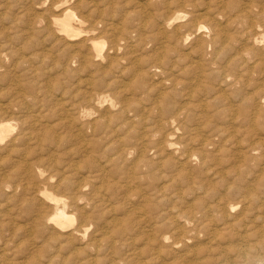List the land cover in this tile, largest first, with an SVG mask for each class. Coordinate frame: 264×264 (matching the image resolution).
<instances>
[{"label":"bare ground","instance_id":"6f19581e","mask_svg":"<svg viewBox=\"0 0 264 264\" xmlns=\"http://www.w3.org/2000/svg\"><path fill=\"white\" fill-rule=\"evenodd\" d=\"M162 2L52 0L44 17L0 32V67L11 57L25 74L46 64L69 79L50 118L9 116L12 106L0 104V152L17 157L13 177L0 175V197L14 203L3 217L27 220L11 231L3 219L11 236L0 264H45L39 252L82 240L94 219L108 264H264V0ZM12 82L25 100L19 76ZM43 154L84 164L63 161L70 172L53 180L45 170L55 159ZM80 168L91 175L75 179ZM95 199L103 211L83 213L78 202ZM134 229L146 250L132 248L139 237L127 242ZM19 232L33 234L28 246L13 241ZM197 235L203 245L191 244ZM97 239L86 247L101 249Z\"/></svg>","mask_w":264,"mask_h":264},{"label":"rangeland","instance_id":"374dc122","mask_svg":"<svg viewBox=\"0 0 264 264\" xmlns=\"http://www.w3.org/2000/svg\"><path fill=\"white\" fill-rule=\"evenodd\" d=\"M23 0H4V2H3V0H0V7H2L1 8V10H0V32L3 30V31H5V30H7L10 26H14V25H21V23H23V20L25 21V20H28V21H31L32 19L33 20H39L40 18H42V17H44L45 15H47L48 14V11H50L49 10V7L51 6V3H52V0H42V2H40L41 0H26V3H24L25 2V0L22 2ZM39 1V2H38ZM162 1V0H161ZM168 1V0H167ZM167 1H165V0H163V2L162 3H166ZM29 3V4H28ZM32 3H33V5H34V7L37 9H34V7H33V5H32ZM39 5V6H37V4ZM49 3V5H47ZM70 3V2H69ZM167 3H170V5L171 6H173V0H169ZM2 4H4V5H2ZM8 4V5H7ZM31 4V5H30ZM24 5H26V6H24ZM4 6V7H3ZM6 6V7H5ZM11 6V8H9ZM49 6V7H48ZM70 6H73L72 4L70 5ZM33 9H32V8ZM45 7H47V9L45 8ZM6 8V9H5ZM5 9V10H4ZM9 9V10H8ZM31 10V11H29V10ZM41 9V10H40ZM72 10H74V12L75 13H77L78 14V12H77V10L75 9V8H71ZM39 10V11H38ZM45 10V11H44ZM48 10V11H47ZM5 11V12H4ZM42 11H44V12H42ZM34 12V13H33ZM37 13H39V14H37ZM47 13V14H46ZM33 14V15H32ZM36 14L38 15V17L36 16ZM42 15V16H41ZM5 27V28H4ZM12 46H15V47H17V48H19L20 47V45H17V42H16V44H12ZM14 48V47H13ZM21 53V55L23 54V55H25L24 53V51H21L20 52ZM122 54V51H119L118 52V55L119 56H122L121 55ZM22 55V56H23ZM122 60V59H121ZM11 63V64H10ZM13 60L11 59V57H9L3 64H4V66H7V67H0V104H3V103H8L10 106H12V109H13V111H14V113H10L9 114V116H11L12 114L14 115V117L15 116H21V115H23V113L25 112V110L27 111L26 113H25V115H27L28 116V114H30L31 115V117H35V115L38 113V111L39 110H41V111H43L44 113H47L48 112V117L50 118L51 117V115H55L56 114V110L57 109H55V107L56 106H58V103L56 102V100L58 99V98H61V96H60V94H59V92H60V90L61 89H59V87L61 88V87H66V85L69 83L68 81H69V79H68V77L67 76H65L64 74L62 75V73H61V71H59V69H55V66L54 65H49V68L48 67H46V64H45V66H44V68H43V66H40L38 69H37V72L35 73V75L36 76H34L33 77V75L34 74H31V75H29V74H25V73H23V71L20 69V67H19V65L18 64H16V62H14L13 64ZM10 64V65H9ZM48 66V65H47ZM54 66V67H53ZM42 67V68H41ZM43 70H45L46 72L45 73H47V74H44V72H43ZM40 71V72H39ZM42 72H43V74H42ZM50 73V75H48L49 73ZM56 73V74H55ZM40 74L42 75V76H40ZM85 73H82V77H83V75H84ZM55 75H57V76H55ZM15 76H19V80H20V84H19V89H20V91H21V96H23L24 98H25V100H22V99H20V98H18L17 96H16V92H17V90L15 89V84L12 82V79L15 77ZM53 76V77H52ZM33 77V78H32ZM38 79H37V78ZM52 77V78H51ZM57 77H58V79H57ZM61 79H60V78ZM64 77V78H63ZM40 78H41V80H40ZM45 80H43V79ZM49 78V80L47 81V79ZM38 80V81H37ZM67 80V82L68 83H62V82H65V81ZM156 80V79H155ZM45 83V84H44ZM62 84V85H59V84ZM71 83V82H70ZM83 84H86V83H82V85H79V88H80V90H84V88L86 87V85H83ZM33 86V88H35V91L33 92V91H31L30 89H28V86ZM74 83H73V85H72V87H71V90L74 88ZM59 86V87H58ZM49 87V88H48ZM40 89H42V90H40ZM56 89H58V90H56ZM38 90H40V91H38ZM112 90V89H111ZM51 91H53V92H51ZM56 91V92H55ZM112 91H114V90H112ZM76 99V98H75ZM65 100H67V99H65ZM75 103H79L78 101H75ZM10 112H11V110H10ZM74 129V128H73ZM75 130V129H74ZM74 130H71V131H68V130H65V131H63V133H62V136H63V134H64V136H66V138L68 139V137H69V135L70 134H74ZM68 132V133H67ZM69 134V135H68ZM69 139H70V137H69ZM27 146V148H28V145H26ZM29 146H31V148H34L33 150H35V154H34V156L37 154V152H39L38 150H37V147L35 146V145H29ZM35 146V147H34ZM68 146V145H67ZM70 147H72V145H70ZM73 147H77L76 146V144H74L73 145ZM31 150V149H30ZM32 151V150H31ZM3 155V156H2ZM8 154L7 153H5V152H0V157H2V158H0V162L2 161V160H8L7 162H6V165H5V160L4 161H2V163L0 164V171H2V172H0V175H3L4 177H9L10 176V178H12L13 176H11V174H13V173H7V171H11L10 169H12V166L13 165H11L12 164V162L14 161L13 159H17V157H16V155H9V156H7ZM15 156V158H13ZM43 156H45V154H43ZM64 156V157H63ZM4 157V158H3ZM45 157H47V156H45ZM44 157V158H45ZM63 157V158H62ZM79 156H70V155H59V156H57L56 157V159L54 160L53 159V156H51L50 158L49 157H47V158H49L50 160H51V158L54 160V162H53V164L55 165L56 164V162H57V164L54 166H52V164H51V167L52 168H50L49 170H53V171H49L50 173H48V169L47 170H45L46 171V173H45V175H52L54 172H57L56 174H59L58 172L59 171H61L60 173H62L63 172V174H68V172H70V171H67V170H64V168L66 169V167H65V164H67L68 162H70L72 159L73 160H75V162H80V164H81V160L78 158ZM8 158H10L11 160L9 161V159ZM13 158V159H12ZM58 159H60V161L58 160ZM63 159V160H62ZM67 159V160H66ZM47 160V159H46ZM52 160V161H53ZM66 160V161H65ZM72 160V161H73ZM79 160V161H78ZM85 160V159H84ZM87 160V159H86ZM85 160V161H86ZM63 161H64V165H63ZM10 162V163H9ZM3 163H4V165H3ZM60 163V164H59ZM84 163H82L81 165H83ZM86 164V163H85ZM7 166V167H6ZM62 166V167H61ZM58 167V168H57ZM56 170H55V169ZM62 169H63V171H62ZM81 169V168H80ZM82 171V172H81ZM5 172V173H4ZM3 173V174H2ZM89 173V175H91V173L88 171L87 172V169L85 168V169H81L80 170V172H79V174H75L74 173V177H75V179L77 178V176H85L86 174H88ZM55 175V173L53 174V176ZM3 176H1V178L3 177ZM9 178V179H10ZM2 179H5V178H2ZM56 179V177L54 176V179L53 180H55ZM12 180V179H11ZM97 182H95V184H96ZM97 185V184H96ZM90 187V188H89ZM88 190H89V192L92 190V187L91 186H88L87 187V190H86V196L88 197L89 195H91V192L89 193L88 192ZM3 193H4V191H2ZM6 192V191H5ZM89 193V194H88ZM20 195V193H18L17 192V196H19ZM4 196V197H3ZM3 196H1L0 197V220H1V222H0V231L1 232H3L2 234L0 233V247H1V244H2V240H4V239H7V238H10L9 236H11L10 234H9V232L11 233V228H12V226L13 225H15V224H18L19 225V223L20 222H22V221H25V222H27V220H26V217L25 216H21L23 213H21L20 215H16L15 216V212L14 211H10V216L11 217H9L8 215V217L6 216V217H3V216H5L4 214H5V211H6V209H8V208H10V207H14V203H13V201H6V199H5V195H3ZM93 202L94 201H96V199L95 200H92ZM6 203V204H5ZM11 203H13L12 205H11ZM85 204V205H82V204ZM87 203V204H86ZM2 204H3V209H2ZM91 204H92V206H91ZM9 206V207H7V206ZM87 205V206H86ZM91 207H90V206ZM96 207H95V206ZM99 205V206H98ZM101 204H96V202H94V204L90 201L89 203L88 202H86L85 200H80L79 202H78V206L80 207V209L82 210V212L83 213H85L86 214V212H89V213H87V214H89V215H91V216H96L97 217V215H99L100 213H101V211H103V208L104 207H102V205L100 206ZM85 207V208H84ZM100 207H102L101 209H98V208H100ZM91 208V209H90ZM92 208H94V209H92ZM95 208L97 209V210H95ZM84 209V210H83ZM87 210V211H86ZM90 210V211H89ZM95 210V212L94 213H96L95 215H94V213H91V211L93 212ZM96 211H98V212H96ZM105 211V210H104ZM2 212V213H1ZM18 212V211H17ZM14 214V215H13ZM102 216V215H101ZM117 216H119V218H121L122 216L121 215H117ZM13 217H15L14 218V220H13ZM20 217V218H19ZM25 217V218H24ZM99 217V216H98ZM133 217H134V215H133ZM9 218H11V220H10V222H9V224L7 225V227H8V229H10V230H8L5 226H6V224L4 223L7 219H9ZM24 218V219H23ZM101 218V217H100ZM99 218V219H100ZM103 218V217H102ZM105 218H109V216L108 217H106V216H104V220H105ZM3 219H4V222H2L3 221ZM13 220V221H12ZM17 221V222H16ZM19 221V222H18ZM94 224H92L91 226H89V229H88V231H87V233H89V234H85V236L83 237V239L82 240H76L75 241V243L73 242V241H71V242H69V240H66V242L64 243V242H62V244H63V247H66V249L65 250H62V249H64L63 247H62V245H61V247H60V251L59 250H56V249H52L53 250V252H51L52 250H49V251H44V252H47V254L46 253H43L42 254V252H39V257H38V261L40 262V260H41V258H42V260H41V262L42 263H44L45 262V264H47L46 262V259H48L49 258V256H51V255H54V254H56V256H55V258H54V262L52 263V264H55L56 262H57V264H66V263H68L69 262V260H70V264H96V259L98 260H100V261H102L104 258L103 257H105L106 259H104V261H102V262H100L99 260L97 261V264H108V261L109 260H107V258L108 257H110V255L108 254V252H107V250H103V248L105 249V246H103V244H104V240H103V238L105 237H107L106 236V234H104V229L102 230L101 229V232H99V229H100V226L101 225H99L98 223H96L97 222V220L96 219H94ZM131 221H133V222H131L132 224H131V226L133 227H135L136 225L138 226L139 225V223L140 224H142V220L140 221V222H136L134 219L133 220H131ZM29 222V221H28ZM1 223H2V225H1ZM77 222L75 221V226L77 225L76 224ZM5 224V225H4ZM13 224V225H12ZM21 224V223H20ZM133 224H136V225H133ZM10 225H12V226H10ZM94 225H95V229H93V227H94ZM2 226V227H1ZM3 227H5L4 229H7V230H4L3 229ZM90 227H91V229H90ZM99 227V228H98ZM102 227V226H101ZM93 229V230H92ZM2 230H4V231H6V232H4V231H2ZM92 230V232H90ZM103 231V232H102ZM134 231V233L135 234H132V236L130 235L129 236V238L127 239L128 241L127 242H131V240H134V241H136V238H140V239H138V241H136L132 246V248H134L135 250H141V249H145L146 247L148 248V242L149 241H147V240H145V238H144V235L143 234H140L139 233V231L138 230H136V229H134L133 230ZM96 232H98V233H96ZM136 232H137V234H136ZM92 235H91V234ZM95 233V234H94ZM101 233V234H100ZM133 233V232H132ZM7 234H8V236H7ZM17 234V238L16 237H14V239H13V241L14 242H20L21 240L22 241H24L25 239V241L24 242H26V244H27V246H28V242L29 243H31V241L33 240V234H31V235H27V234H25V232H22V234H21V232H19V234L18 233H16ZM23 234L24 235H27V236H23ZM93 234H94V236H93ZM21 235V236H20ZM87 235L89 236V239L87 238ZM102 235V236H101ZM134 235V236H133ZM138 235V236H137ZM189 235V234H188ZM191 235V234H190ZM6 236V237H5ZM18 236L19 237H21V238H18ZM33 236V237H32ZM141 236H142V238H141ZM4 237V238H3ZM29 237V239H27ZM30 237H32V238H30ZM97 237L99 238V239H97ZM197 238H196V241H193V240H195V238L194 239H190V241H191V244H192V242L193 243H200L201 245H203L204 244V237L203 236H201V235H197L196 236ZM203 237V238H202ZM3 238V239H2ZM23 238H24V240H23ZM91 238H94L95 240L97 239L98 240V242H96L97 244H99V246H100V248L101 249H95L93 246H91V247H86V243H87V241L89 242L90 241V239ZM199 238V239H198ZM102 239V241H100ZM143 239H144V241H143ZM101 242H102V244H101ZM142 242H144V243H142ZM203 244H202V243ZM72 243H74L73 245H72ZM95 243V242H94ZM142 243V244H141ZM141 244V245H140ZM144 244H145V247H143L144 246ZM190 243L188 244V245H191ZM199 244V245H200ZM147 245V246H146ZM70 248H69V247ZM73 246V247H72ZM77 247H80V248H77ZM93 247V248H92ZM125 248H126V250H129V247L127 246V245H125L124 246ZM122 248V251L123 250H125V248ZM140 247H142L141 249H140ZM75 248V249H74ZM78 250H77V249ZM86 248V249H85ZM146 248V249H147ZM73 249V250H72ZM82 249V250H81ZM133 249V250H134ZM145 249V250H146ZM62 250V251H61ZM69 250V251H68ZM72 252H71V251ZM85 250V251H84ZM96 250V251H95ZM102 250L104 251V252H102ZM22 251V250H21ZM57 253H56V252ZM58 251H59V254H58ZM63 251H64V253H63ZM86 251H87V253H86ZM95 251V252H94ZM16 252H18L19 253V251H15L14 250V252H11L10 250H9V252L6 250V253H7V256H9V258H13L14 259V262H18V261H22V259L21 258H18L19 260H15V258H17L18 256H17V253ZM69 252V253H68ZM75 252V253H74ZM84 252L86 253V254H84ZM91 252V253H90ZM93 252H94V254H93ZM21 253V252H20ZM41 253V254H40ZM49 253V254H48ZM89 253V254H88ZM102 253H106V255H102ZM63 254V255H62ZM70 254V255H69ZM90 254H91V256H90ZM46 255V256H45ZM59 255L61 256H63L62 257V259H61V257H59ZM65 255V256H64ZM66 255L67 256H69V258L70 259H68V257H66ZM80 256L79 258L78 257H76V256ZM98 255V256H97ZM45 258H44V257ZM71 256V257H70ZM74 256V257H73ZM83 256H85V257H83ZM101 256H103L102 257V259H101ZM59 258V260H58V258ZM99 257V258H98ZM117 257V256H116ZM74 258V261L72 260ZM88 258V259H87ZM92 258H95L94 259V262L92 261L93 259ZM45 259V260H44ZM62 260V263H60V261ZM63 259H65V261L63 260ZM76 259V260H75ZM78 259V260H77ZM110 259V258H109ZM68 260V261H67ZM72 260V261H71ZM80 260V261H79ZM84 260V261H83ZM44 261V262H43ZM79 263H78V262ZM65 262V263H64ZM87 262H89V263H87ZM92 262V263H91ZM99 262V263H98ZM29 263V262H28ZM68 263V264H69ZM21 264V263H20Z\"/></svg>","mask_w":264,"mask_h":264}]
</instances>
